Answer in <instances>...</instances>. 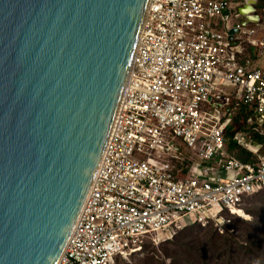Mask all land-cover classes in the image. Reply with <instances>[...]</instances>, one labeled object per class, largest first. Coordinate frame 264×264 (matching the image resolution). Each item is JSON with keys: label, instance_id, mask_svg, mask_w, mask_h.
<instances>
[{"label": "built area", "instance_id": "2783aa9c", "mask_svg": "<svg viewBox=\"0 0 264 264\" xmlns=\"http://www.w3.org/2000/svg\"><path fill=\"white\" fill-rule=\"evenodd\" d=\"M243 4L150 0L94 183L57 264H112L145 239L248 220L245 203L264 192V64L242 60L249 48L264 60V8L245 23Z\"/></svg>", "mask_w": 264, "mask_h": 264}, {"label": "water", "instance_id": "95a60500", "mask_svg": "<svg viewBox=\"0 0 264 264\" xmlns=\"http://www.w3.org/2000/svg\"><path fill=\"white\" fill-rule=\"evenodd\" d=\"M149 2L0 0V264L59 262L94 183ZM256 4L240 8L245 23L259 21Z\"/></svg>", "mask_w": 264, "mask_h": 264}, {"label": "trees", "instance_id": "16d2710c", "mask_svg": "<svg viewBox=\"0 0 264 264\" xmlns=\"http://www.w3.org/2000/svg\"><path fill=\"white\" fill-rule=\"evenodd\" d=\"M243 112L242 110L241 113ZM229 130L232 134V128ZM232 149L240 160L250 159L243 149L236 146ZM252 219L253 222L238 218L240 222L250 225L248 242L246 240L238 242L229 238L231 235L228 230L220 234L214 225L207 227L192 225L178 232L171 240H164L158 244L151 241L142 246V249L133 255V257L140 255L137 260L140 263L135 261L133 264H264V208L258 209ZM205 228H212L214 231H208L201 240L194 231ZM225 234L227 235L223 236ZM158 245L166 246L157 253ZM118 260L127 262L122 256H117L115 263Z\"/></svg>", "mask_w": 264, "mask_h": 264}, {"label": "rangeland", "instance_id": "374dc122", "mask_svg": "<svg viewBox=\"0 0 264 264\" xmlns=\"http://www.w3.org/2000/svg\"><path fill=\"white\" fill-rule=\"evenodd\" d=\"M263 7L264 6H262L261 8H263ZM181 152L186 154L187 153L186 148L182 147L181 148ZM244 208H245V214L249 216L247 221L253 222L252 216H255L256 211L258 209L264 208V192L263 193H259L258 195L254 196L250 200H248L246 202V205H245ZM238 218H240V217H236V216L231 217V222L232 223L230 222V223H228V224H226L224 226L225 227L224 228V232L228 230L229 231V235H231L229 238L235 239L238 242H241L242 240H246L248 242V235L247 234H249L251 232L250 225L240 222L238 220ZM208 231L213 232L214 230L212 228H205L203 230H195L194 233L196 235H198L201 240H203L204 236L208 233ZM224 232H220L219 231L220 234H223ZM226 235L227 234H225L223 236H226ZM149 242H151L150 239H145V241L143 243V246L146 245V244H149ZM156 244H158V243H156ZM164 246H166V245H158L157 246V248H158L157 253L161 252L162 251V247H164ZM134 254L128 256L127 258H125L127 262H123V261L118 260L120 262L117 261L115 263V261H114V263H112V264H125V263H128V262H129V264H133L135 261H136L135 263H140V261H137L139 259L138 257L140 255L133 257Z\"/></svg>", "mask_w": 264, "mask_h": 264}, {"label": "crops", "instance_id": "0c3cea01", "mask_svg": "<svg viewBox=\"0 0 264 264\" xmlns=\"http://www.w3.org/2000/svg\"><path fill=\"white\" fill-rule=\"evenodd\" d=\"M235 1V0H234ZM238 1V0H236ZM245 3V0H242ZM257 8H258V12L261 11L263 8H261L262 6H264V0H257ZM244 4L241 6L243 7ZM240 10V9H239ZM252 49H246V53H245V60H242V62H248V60H251V62H254L255 64H258L260 66H263L264 64V60L263 59H259V57H257L253 52Z\"/></svg>", "mask_w": 264, "mask_h": 264}, {"label": "bare ground", "instance_id": "6f19581e", "mask_svg": "<svg viewBox=\"0 0 264 264\" xmlns=\"http://www.w3.org/2000/svg\"><path fill=\"white\" fill-rule=\"evenodd\" d=\"M147 11V10H146ZM142 28V27H141ZM141 31V30H140ZM137 45V44H136ZM135 50H136V48H135ZM135 52V51H134ZM245 215H243V217H244Z\"/></svg>", "mask_w": 264, "mask_h": 264}]
</instances>
